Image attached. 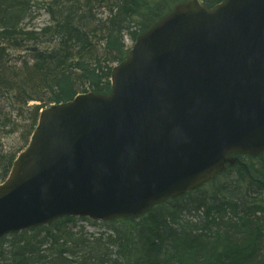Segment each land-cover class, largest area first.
<instances>
[{
    "label": "water",
    "instance_id": "95a60500",
    "mask_svg": "<svg viewBox=\"0 0 264 264\" xmlns=\"http://www.w3.org/2000/svg\"><path fill=\"white\" fill-rule=\"evenodd\" d=\"M109 95L43 110L0 185V237L135 218L264 152V0H185L139 35Z\"/></svg>",
    "mask_w": 264,
    "mask_h": 264
},
{
    "label": "trees",
    "instance_id": "16d2710c",
    "mask_svg": "<svg viewBox=\"0 0 264 264\" xmlns=\"http://www.w3.org/2000/svg\"><path fill=\"white\" fill-rule=\"evenodd\" d=\"M182 1L110 0L109 15L102 19L94 11L99 6L95 5L98 0H51L45 7L48 22L37 26L32 22L39 4L37 0H0V95L14 97L21 105L38 101L34 107L37 121L42 109L69 102L78 94L89 90L108 94L114 66L128 57L125 34L135 40ZM222 1L204 0L210 8ZM144 18L150 22L142 21ZM21 50L28 52L27 58L22 65L11 64L13 57L10 53ZM12 163L13 158L2 174L3 181L9 175ZM223 175L228 183L219 179ZM211 184L210 194L193 205L196 210L205 209V216L198 224L191 226L182 222L168 207L169 203L193 192L157 204L139 218L116 219L146 218L149 223L141 229L145 240L142 250L128 248L129 237L117 232L118 257L123 262L115 259L110 260L114 262L110 264H166L170 262V247L174 244L203 251L191 260L194 263L264 264L258 246L261 225L259 218L251 217L252 210L255 213L264 211V204L256 198L257 190H264V154L258 158L241 155L236 166L228 168ZM228 211L238 216L241 222L227 217ZM75 219L64 217L48 226L9 235L12 236L10 251H3L5 237L2 238L0 264H106L102 236L93 241L84 233L72 232L68 224ZM212 226L217 229V237L210 242L205 239L204 231ZM44 231L46 236L38 243L35 242L36 236L32 240L28 237L29 232L40 234ZM107 239V243L113 241L111 237ZM45 242H50L49 250L55 248L54 253H41Z\"/></svg>",
    "mask_w": 264,
    "mask_h": 264
},
{
    "label": "rangeland",
    "instance_id": "374dc122",
    "mask_svg": "<svg viewBox=\"0 0 264 264\" xmlns=\"http://www.w3.org/2000/svg\"><path fill=\"white\" fill-rule=\"evenodd\" d=\"M37 1L39 4H37L36 6L37 11L34 12V20L32 22L37 26H43L48 22L49 19V15L47 14L45 7L51 0ZM109 1L110 0H106V2L103 0H98V2H96L95 5L99 6L94 8V11L96 12L98 17L102 19H106L108 17ZM142 21L150 22V19L144 18ZM124 40L127 48H131L134 43V40L128 33L125 34ZM10 54L13 57L10 63L17 66L22 65V62L27 58L26 51L12 52ZM87 92L92 91L89 90ZM6 96L7 98H3L0 95V183L4 179L2 178V174L4 170H6L10 165L11 159L13 158L14 162L19 152L28 144L31 137V133L36 126L34 124H37L39 117V115H37V121L34 118V107L39 104L38 101H31L27 105H21L17 103L14 97H10L8 95ZM226 178L227 177L223 175L219 179L222 180L223 183H226ZM234 178H236V176H234ZM212 185L213 184L208 183L201 187L200 191L193 192L185 198L173 201V203H169L168 207L171 209V211H174L176 213V217L178 215L180 219L183 220L182 222H187L188 225L191 226L194 224H198L200 223L199 221L202 220L205 216V209L202 208L200 210H196L193 205L203 196H207L210 194L209 192L211 191ZM256 194H258V197L256 198H258V200L264 204V190L258 189ZM239 215L243 217V213H240ZM213 216L214 214L212 215V217ZM226 216L234 218L236 221H238V223L241 222V219L235 214H233V212L231 211H228V214ZM227 217L224 216V218L226 219ZM251 217L254 219L259 218L258 221L261 225L260 233L262 234V236L260 238L258 246L261 250V255L264 256V211L258 210L255 213V211L252 210ZM147 222L149 223V219L146 218H140L138 220L133 221L116 220L114 222L92 220L90 221L86 219L76 218L74 222L68 224V228L74 233H84L85 236L88 237V239L93 241L99 239L102 236L100 238L101 242L103 243V245L101 244L103 247L102 252L106 253L107 255L105 256L108 261L106 264H110L114 263L111 261L115 259H118L120 262H123V260L118 257L120 245L118 240L119 236L117 235V232H119L120 235H122V233H126V235L129 237L128 248H133L136 251H138V249L142 250L144 249L145 240L144 236L141 234V229L145 225H148ZM174 226L177 227L175 224ZM204 232L205 239L209 240L210 242L215 240V238L217 237V229L214 226ZM34 236L37 237V241L35 242L38 243V240H42L46 236V233L45 231L40 234L37 232L28 233V237H30L31 240L32 238H36ZM107 237H111V240L113 241L107 243ZM11 240L12 236L5 237V242L2 246L3 251L11 250L9 245V242ZM5 243H8V245H5ZM50 245V242H45L44 245H42L41 247V253H54L55 248L49 250ZM170 249L172 250V252H170L169 254L170 258L168 259L170 262L166 264H201V262H198L196 260V263L191 261L193 258L195 259L196 254L203 252L200 251L197 247L192 248L187 245L184 246L174 244V246H172V248L170 247Z\"/></svg>",
    "mask_w": 264,
    "mask_h": 264
},
{
    "label": "bare ground",
    "instance_id": "6f19581e",
    "mask_svg": "<svg viewBox=\"0 0 264 264\" xmlns=\"http://www.w3.org/2000/svg\"><path fill=\"white\" fill-rule=\"evenodd\" d=\"M21 51H25V50H21ZM27 52V51H26ZM28 53V52H27ZM28 55V54H27Z\"/></svg>",
    "mask_w": 264,
    "mask_h": 264
}]
</instances>
